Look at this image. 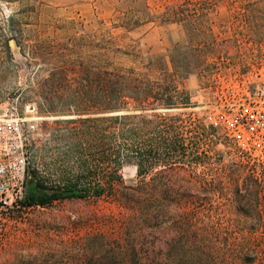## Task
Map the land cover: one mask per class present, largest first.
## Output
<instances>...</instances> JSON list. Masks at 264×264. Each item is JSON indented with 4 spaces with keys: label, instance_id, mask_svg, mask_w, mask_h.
Masks as SVG:
<instances>
[{
    "label": "rangeland",
    "instance_id": "374dc122",
    "mask_svg": "<svg viewBox=\"0 0 264 264\" xmlns=\"http://www.w3.org/2000/svg\"><path fill=\"white\" fill-rule=\"evenodd\" d=\"M168 11L170 19L178 15L182 22H167ZM237 34L264 39V0H0V116L18 114L29 121V107L35 105L44 118L30 133L28 185L35 181L36 163L49 164L54 148L64 151L65 142L53 135H67L57 121L68 118L47 112L48 97L63 108L53 92L61 97L66 84L45 83L54 66L44 68L42 53L30 52L34 47L46 42L45 47L79 53L81 44L112 37L121 49L115 61L136 74L150 70L158 76L162 67L156 60L172 67L173 57L182 90L192 96ZM71 80L76 89V75ZM192 104L174 112L181 115L179 135L187 144L203 145L210 164L153 161L145 178L138 176L136 159L123 167L126 187L141 181L146 186L145 219H136L130 204L114 200L75 199L25 210L7 249L0 251V264H112L120 254L125 264H264V172L245 166L222 131H210L203 111ZM200 135H211V142ZM207 171L213 175L208 182L234 171L236 180L224 179L225 185L207 196L199 180ZM117 243L124 246L121 252Z\"/></svg>",
    "mask_w": 264,
    "mask_h": 264
},
{
    "label": "trees",
    "instance_id": "16d2710c",
    "mask_svg": "<svg viewBox=\"0 0 264 264\" xmlns=\"http://www.w3.org/2000/svg\"><path fill=\"white\" fill-rule=\"evenodd\" d=\"M172 15L169 11L164 14V18L169 19L167 22H182L177 19L178 15L170 19ZM46 44L43 42L30 52L35 56L42 53L44 68L54 66L45 83L66 84L65 90H60L63 91L61 97L57 95L59 91L53 92L54 99L62 102L63 108L54 107L53 99L48 97L47 112L68 117L57 121V125H64L67 135H53L54 141L61 138L65 142L64 151L54 148L49 164L36 163L32 171L35 181L27 189L28 205L47 207L75 199L114 200L120 206L130 204L134 217L142 220L148 216L146 186L142 181L135 187L125 186L122 170L126 164L136 159L140 178L146 177L147 167L153 161L170 164L178 160L185 166L210 164L209 151L203 145L187 144L183 135H179L177 124L181 115L174 112L192 108L193 104L190 94L182 90L173 57L170 59L172 67L163 58L157 59L162 69L158 76L152 77L150 70L136 74L134 69L117 63L121 49L116 47L112 37H102L101 42L93 46L81 44L79 53L61 46L45 47ZM75 75L78 80L73 89L69 84ZM136 75L141 80L134 79ZM134 109L139 113H131ZM209 136L200 135V139L210 143ZM236 173L231 176L219 173L208 182L206 178L213 175L207 171L199 180L205 186V194L210 196L214 194L213 187L218 189L225 185L224 179L236 180ZM134 244L135 240L130 239L128 245L134 247ZM117 247L121 252L124 246L117 243ZM120 257L121 254L111 257L112 264H125V258Z\"/></svg>",
    "mask_w": 264,
    "mask_h": 264
},
{
    "label": "built area",
    "instance_id": "2783aa9c",
    "mask_svg": "<svg viewBox=\"0 0 264 264\" xmlns=\"http://www.w3.org/2000/svg\"><path fill=\"white\" fill-rule=\"evenodd\" d=\"M232 47L213 60L191 96L204 121L222 131L245 166L264 172V39L235 35ZM32 118L0 116V251L15 235L27 204L32 161L30 133L42 118L35 105ZM43 208V207H42Z\"/></svg>",
    "mask_w": 264,
    "mask_h": 264
},
{
    "label": "bare ground",
    "instance_id": "6f19581e",
    "mask_svg": "<svg viewBox=\"0 0 264 264\" xmlns=\"http://www.w3.org/2000/svg\"><path fill=\"white\" fill-rule=\"evenodd\" d=\"M38 119H42V120H44V118H38Z\"/></svg>",
    "mask_w": 264,
    "mask_h": 264
},
{
    "label": "crops",
    "instance_id": "0c3cea01",
    "mask_svg": "<svg viewBox=\"0 0 264 264\" xmlns=\"http://www.w3.org/2000/svg\"><path fill=\"white\" fill-rule=\"evenodd\" d=\"M7 249V247L5 248V250Z\"/></svg>",
    "mask_w": 264,
    "mask_h": 264
},
{
    "label": "water",
    "instance_id": "95a60500",
    "mask_svg": "<svg viewBox=\"0 0 264 264\" xmlns=\"http://www.w3.org/2000/svg\"><path fill=\"white\" fill-rule=\"evenodd\" d=\"M65 119H67V118H65Z\"/></svg>",
    "mask_w": 264,
    "mask_h": 264
}]
</instances>
